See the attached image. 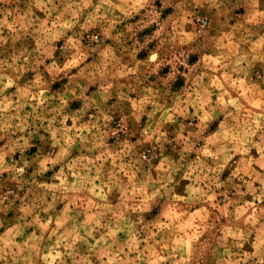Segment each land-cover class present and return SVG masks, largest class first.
Instances as JSON below:
<instances>
[{
    "label": "clouds",
    "instance_id": "clouds-1",
    "mask_svg": "<svg viewBox=\"0 0 264 264\" xmlns=\"http://www.w3.org/2000/svg\"><path fill=\"white\" fill-rule=\"evenodd\" d=\"M0 264H264V0H0Z\"/></svg>",
    "mask_w": 264,
    "mask_h": 264
}]
</instances>
